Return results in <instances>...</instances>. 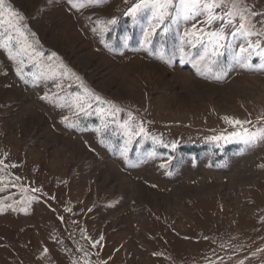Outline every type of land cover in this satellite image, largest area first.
I'll list each match as a JSON object with an SVG mask.
<instances>
[{"label":"rangeland","instance_id":"374dc122","mask_svg":"<svg viewBox=\"0 0 264 264\" xmlns=\"http://www.w3.org/2000/svg\"><path fill=\"white\" fill-rule=\"evenodd\" d=\"M74 2L0 8V264H264V142L211 139L264 128L260 58L201 60L206 16L146 44L138 0Z\"/></svg>","mask_w":264,"mask_h":264},{"label":"snow or ice","instance_id":"6c2138e0","mask_svg":"<svg viewBox=\"0 0 264 264\" xmlns=\"http://www.w3.org/2000/svg\"><path fill=\"white\" fill-rule=\"evenodd\" d=\"M74 8H81L83 5L69 0ZM99 2V0H97ZM3 6V0H0V8ZM220 9V11H216ZM227 9V11H225ZM247 8L244 6V0H138V2L129 10L128 15L133 17L134 22L138 14L141 16H147L148 28L145 31V43L149 42V37L155 34L158 27L163 25L161 29L163 32L169 30V26L177 24L181 20L188 22L195 20L198 16H206V23L211 24L213 21H221V25L218 30H212L205 32L203 29H196L193 26V31L184 33L185 36H193L196 39L190 41L192 46L195 47L197 42L204 44L205 53L201 56V60L209 56L208 49L211 50V56H219L223 53L221 49H232V59L237 64L242 66H250L253 55L260 58V67L264 70V46H262L259 39L253 41L252 36H259L264 33L253 32L246 27L248 23L245 12ZM254 15V14H253ZM11 16L19 18V14L14 10L11 12ZM168 20V24H165V20ZM239 20V23H237ZM155 21V23H153ZM4 13L0 10V25L4 23ZM9 23H14L9 19ZM108 23H115V20L108 21ZM227 29V30H226ZM231 36L233 41L242 39L243 44L239 46L237 52L236 47L229 41L228 37ZM205 37L207 40L205 42ZM216 79H221L222 75L216 76ZM99 99V97H97ZM228 120V123L233 125H243L244 123L239 120ZM145 129L141 126L140 132H144ZM233 138H239L245 145H253L257 142H264V128H259L256 131H249L245 129L243 132L234 131L230 135H220L212 137L213 141H230ZM175 148V145H172ZM0 163H3L0 161ZM101 239H103L101 237ZM47 250H45L46 252Z\"/></svg>","mask_w":264,"mask_h":264},{"label":"trees","instance_id":"16d2710c","mask_svg":"<svg viewBox=\"0 0 264 264\" xmlns=\"http://www.w3.org/2000/svg\"><path fill=\"white\" fill-rule=\"evenodd\" d=\"M179 151H181V152H186V153H201V151L199 150V148L198 149H196L195 147L194 148H181V149H179Z\"/></svg>","mask_w":264,"mask_h":264}]
</instances>
